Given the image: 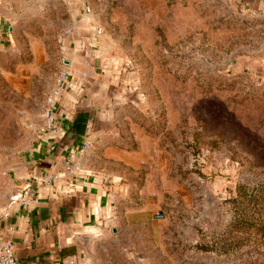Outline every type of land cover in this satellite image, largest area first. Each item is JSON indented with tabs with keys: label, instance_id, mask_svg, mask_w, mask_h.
<instances>
[{
	"label": "rangeland",
	"instance_id": "374dc122",
	"mask_svg": "<svg viewBox=\"0 0 264 264\" xmlns=\"http://www.w3.org/2000/svg\"><path fill=\"white\" fill-rule=\"evenodd\" d=\"M74 37L108 87L83 157L118 188L86 264H264V0H0V206Z\"/></svg>",
	"mask_w": 264,
	"mask_h": 264
},
{
	"label": "crops",
	"instance_id": "0c3cea01",
	"mask_svg": "<svg viewBox=\"0 0 264 264\" xmlns=\"http://www.w3.org/2000/svg\"><path fill=\"white\" fill-rule=\"evenodd\" d=\"M80 13L77 9L79 34L91 20L79 18ZM79 38L66 45L69 85L56 100L55 114L63 133L54 137L37 132L26 156L13 167L10 203L0 206V244L11 240L21 264H86L83 244L111 219L118 197L116 184L97 175L88 158L78 156L89 140L95 144L101 140L108 149L104 144L108 127L102 123L107 78L102 80L92 69L87 57L97 55L86 45L87 38ZM67 160L79 165L77 176L66 172ZM47 176L53 178L51 182L46 181ZM28 186L35 202H13Z\"/></svg>",
	"mask_w": 264,
	"mask_h": 264
},
{
	"label": "built area",
	"instance_id": "2783aa9c",
	"mask_svg": "<svg viewBox=\"0 0 264 264\" xmlns=\"http://www.w3.org/2000/svg\"><path fill=\"white\" fill-rule=\"evenodd\" d=\"M84 13L87 16L92 13L88 4L84 8ZM95 30L98 35H102V30L100 28H95ZM68 85L69 72L67 70H62L56 80L55 100L50 101L47 110L44 112V125L39 131L41 135H51L54 137L62 135L63 132L60 129L57 116L55 114V106L57 98L62 96L67 91ZM93 145L94 143L92 140L86 141L78 150V156L83 157L86 152L93 147ZM65 170L71 177H75L79 171V165L72 160H67L65 162ZM5 175H7V173H5ZM52 179L53 178L47 176L46 181L51 182ZM19 198L24 205H29L30 203L35 202V196L31 186H28L25 189L23 195L14 197L13 202L20 201L18 200ZM0 264H21L16 253V247L11 240H4L0 244Z\"/></svg>",
	"mask_w": 264,
	"mask_h": 264
},
{
	"label": "water",
	"instance_id": "95a60500",
	"mask_svg": "<svg viewBox=\"0 0 264 264\" xmlns=\"http://www.w3.org/2000/svg\"><path fill=\"white\" fill-rule=\"evenodd\" d=\"M18 200H20V198L18 199ZM163 216H157V218H162Z\"/></svg>",
	"mask_w": 264,
	"mask_h": 264
}]
</instances>
